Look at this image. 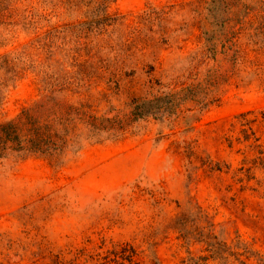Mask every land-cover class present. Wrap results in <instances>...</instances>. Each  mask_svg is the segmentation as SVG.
Returning a JSON list of instances; mask_svg holds the SVG:
<instances>
[{
	"label": "rangeland",
	"instance_id": "374dc122",
	"mask_svg": "<svg viewBox=\"0 0 264 264\" xmlns=\"http://www.w3.org/2000/svg\"><path fill=\"white\" fill-rule=\"evenodd\" d=\"M210 2L0 0V124L44 95L122 119L61 155L0 154V264H264V0L230 10V59L207 51ZM222 76L203 109L130 118Z\"/></svg>",
	"mask_w": 264,
	"mask_h": 264
},
{
	"label": "trees",
	"instance_id": "16d2710c",
	"mask_svg": "<svg viewBox=\"0 0 264 264\" xmlns=\"http://www.w3.org/2000/svg\"><path fill=\"white\" fill-rule=\"evenodd\" d=\"M243 1L211 0L209 12L217 29L206 32L205 40L208 52L215 55L217 45L221 44V52L225 57L231 58L236 39L229 23L238 22L242 17L239 18V14H230V10L242 5ZM239 9L240 12L243 10L241 7ZM223 12L228 14L222 16ZM99 14H97L98 18H108L105 13H101L100 16ZM43 39H48V35H45ZM37 41L41 42V39ZM223 79L224 76L218 79L210 77L204 83L187 87L178 92H169L153 96L150 99L134 98L131 102L130 118L131 120L149 116L156 119L165 118L175 114L182 102L186 100L199 104V107L203 109L210 103L205 100L206 94L202 96L205 89L203 85L212 87L222 82ZM54 80L55 82H52ZM67 80L68 78L65 77L48 75L42 82L44 90L62 92L71 87V83ZM44 97L45 95L34 105L24 108L14 119L0 124V154L11 150L19 154L61 155L73 142L72 139L81 135L79 132L81 126L87 128L89 135L96 140H100L97 137L101 136V133L112 135L122 127L121 118L97 116L90 113L84 104L76 106L55 102L53 107L48 110L44 106Z\"/></svg>",
	"mask_w": 264,
	"mask_h": 264
}]
</instances>
